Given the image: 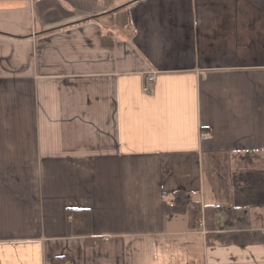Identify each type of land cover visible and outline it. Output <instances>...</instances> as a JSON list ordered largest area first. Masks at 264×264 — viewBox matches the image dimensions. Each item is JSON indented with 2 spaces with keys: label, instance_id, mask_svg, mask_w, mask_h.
<instances>
[{
  "label": "crops",
  "instance_id": "crops-1",
  "mask_svg": "<svg viewBox=\"0 0 264 264\" xmlns=\"http://www.w3.org/2000/svg\"><path fill=\"white\" fill-rule=\"evenodd\" d=\"M258 149L264 0H0V264H264L163 207L183 153L217 230H263L264 168L233 165Z\"/></svg>",
  "mask_w": 264,
  "mask_h": 264
},
{
  "label": "trees",
  "instance_id": "trees-1",
  "mask_svg": "<svg viewBox=\"0 0 264 264\" xmlns=\"http://www.w3.org/2000/svg\"><path fill=\"white\" fill-rule=\"evenodd\" d=\"M234 164L237 169L264 168V149L246 150L233 152ZM173 169L182 175L184 187L174 191V200L164 203V211L173 214L178 212L189 211L190 225L192 228H199L204 225L207 231V238L212 242L225 244H247L262 242L264 243V229L251 230L244 229L248 224V213L245 209L240 211L232 208L228 220L229 228L226 230H217L214 216L217 211L222 209V205H208L203 207L198 202L189 201L188 191L190 189V161L189 155L183 153H174ZM68 215H72L73 229L78 234H91V213L83 208H70L67 210ZM204 221V223H202ZM235 221V222H234ZM240 226L234 228L235 224ZM61 259V257H60Z\"/></svg>",
  "mask_w": 264,
  "mask_h": 264
},
{
  "label": "built area",
  "instance_id": "built-area-1",
  "mask_svg": "<svg viewBox=\"0 0 264 264\" xmlns=\"http://www.w3.org/2000/svg\"><path fill=\"white\" fill-rule=\"evenodd\" d=\"M157 78V73L156 71H152L147 75V82L144 84L143 88L145 91L148 92V90L151 89V86L155 83Z\"/></svg>",
  "mask_w": 264,
  "mask_h": 264
},
{
  "label": "rangeland",
  "instance_id": "rangeland-1",
  "mask_svg": "<svg viewBox=\"0 0 264 264\" xmlns=\"http://www.w3.org/2000/svg\"><path fill=\"white\" fill-rule=\"evenodd\" d=\"M173 167V161H171L170 166H168L167 168H172ZM173 169V168H172ZM235 222V221H234ZM237 226H240L239 223H236L234 228H237ZM228 227V226H227Z\"/></svg>",
  "mask_w": 264,
  "mask_h": 264
}]
</instances>
